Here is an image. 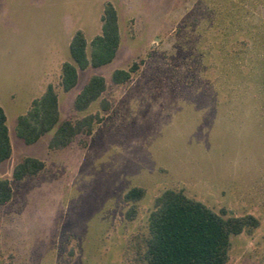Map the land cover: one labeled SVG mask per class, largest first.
<instances>
[{
	"label": "rangeland",
	"instance_id": "1",
	"mask_svg": "<svg viewBox=\"0 0 264 264\" xmlns=\"http://www.w3.org/2000/svg\"><path fill=\"white\" fill-rule=\"evenodd\" d=\"M106 2L118 15L115 57L79 70L63 91L70 39L82 31L89 51ZM133 66L127 82L111 81ZM94 74L106 88L77 111L73 99ZM49 83L59 120L26 144L17 119ZM0 106L12 149L0 177L28 156L45 163L10 182L0 264H138L166 189L256 217L250 232L231 236L225 264H264V0H0ZM97 112L91 134L47 148L62 121ZM131 187L144 190L134 212L124 199Z\"/></svg>",
	"mask_w": 264,
	"mask_h": 264
},
{
	"label": "trees",
	"instance_id": "2",
	"mask_svg": "<svg viewBox=\"0 0 264 264\" xmlns=\"http://www.w3.org/2000/svg\"><path fill=\"white\" fill-rule=\"evenodd\" d=\"M100 33L89 43L82 31L71 37L68 50L70 60L61 65L60 86L68 91L77 82L78 71L88 67L103 66L115 57L120 43L118 15L114 6L106 2L100 16ZM130 69L117 68L110 79L115 84L130 79ZM106 88L103 76L91 75L82 89L75 95L73 106L77 111L86 109L100 98ZM102 109L107 108L101 99ZM102 116L90 113L78 119H66L54 130L47 148L57 150L68 146L80 133L91 134ZM59 120L58 98L55 87L47 84L42 95L34 99L27 112L17 119L16 134L26 144L36 142L53 129ZM11 143L6 124V115L0 106V163L11 155ZM45 163L36 157H25L12 168L10 178L0 177V205L12 197V181H20L40 173ZM141 187H131L124 199L131 202L129 210L134 212V203L143 197ZM258 219L251 214L230 215L223 209L215 212L204 203L188 197L182 190H164L154 200V207L148 216V235L144 242L138 264H225L228 260L230 238L242 231L250 232L258 225Z\"/></svg>",
	"mask_w": 264,
	"mask_h": 264
}]
</instances>
